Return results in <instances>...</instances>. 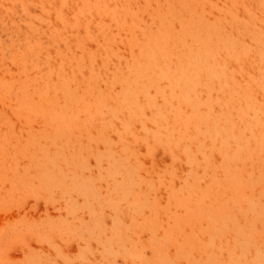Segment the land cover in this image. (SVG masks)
<instances>
[{
    "label": "rangeland",
    "instance_id": "obj_1",
    "mask_svg": "<svg viewBox=\"0 0 264 264\" xmlns=\"http://www.w3.org/2000/svg\"><path fill=\"white\" fill-rule=\"evenodd\" d=\"M0 264H264V0H0Z\"/></svg>",
    "mask_w": 264,
    "mask_h": 264
}]
</instances>
